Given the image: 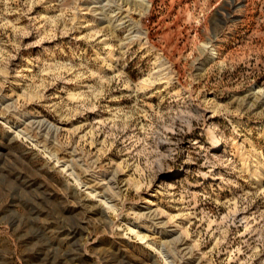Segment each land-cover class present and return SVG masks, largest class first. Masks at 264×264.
<instances>
[{"label": "rangeland", "instance_id": "rangeland-1", "mask_svg": "<svg viewBox=\"0 0 264 264\" xmlns=\"http://www.w3.org/2000/svg\"><path fill=\"white\" fill-rule=\"evenodd\" d=\"M130 1L0 0V264H264V0Z\"/></svg>", "mask_w": 264, "mask_h": 264}, {"label": "bare ground", "instance_id": "bare-ground-1", "mask_svg": "<svg viewBox=\"0 0 264 264\" xmlns=\"http://www.w3.org/2000/svg\"><path fill=\"white\" fill-rule=\"evenodd\" d=\"M135 1H141L145 2L147 0H135ZM131 1L130 0H124L123 4L127 5ZM123 4H120V8H122ZM126 17V16H125ZM122 20V19H121ZM105 44H108V41L105 39L103 40ZM115 58L114 55V49H111L109 55H108V60L113 61ZM107 58L105 59V61ZM111 66V65H110ZM160 68L157 71V75L160 76L161 78H165L168 82H170L173 79V71H172V66L169 64V61L163 60L160 63ZM142 83H145V86L151 85L153 81L151 79H143ZM142 84V85H143ZM240 159L242 161V170L246 171L247 173L250 174L251 177L255 178L257 182L261 183V174L263 171L264 163L262 160V155L259 151L255 149V147L252 145L251 149L242 151L240 154ZM211 174H205L204 178H211ZM140 238L144 240L146 238L145 235H140Z\"/></svg>", "mask_w": 264, "mask_h": 264}]
</instances>
